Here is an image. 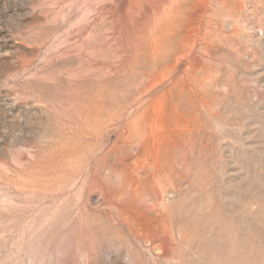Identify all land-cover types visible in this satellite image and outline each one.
Masks as SVG:
<instances>
[{"label":"rangeland","instance_id":"374dc122","mask_svg":"<svg viewBox=\"0 0 264 264\" xmlns=\"http://www.w3.org/2000/svg\"><path fill=\"white\" fill-rule=\"evenodd\" d=\"M0 264H264V0H0Z\"/></svg>","mask_w":264,"mask_h":264},{"label":"bare ground","instance_id":"6f19581e","mask_svg":"<svg viewBox=\"0 0 264 264\" xmlns=\"http://www.w3.org/2000/svg\"><path fill=\"white\" fill-rule=\"evenodd\" d=\"M208 1H209V0H208ZM234 1H236V0H234ZM182 2H183V1H182ZM222 2H223V1H222ZM222 2H221V3H222ZM242 2H243V1H242ZM244 3H245V1H244ZM173 5H174V4H173ZM226 5H227V4H226ZM163 6H164V4H163ZM168 6H169V5H168ZM168 6H166V7H168ZM184 7H185V6H184ZM227 7H228V5H227ZM242 7H243V6H242ZM179 9H180V8H179ZM166 10H167V9H166ZM175 10H176V9H175ZM183 10H184V9H183ZM183 10H182V11H183ZM178 11H179V10H178ZM176 12H177V11H176ZM179 12H180V11H179ZM175 14H176V13H175ZM177 14H178V13H177ZM181 15H182V14H181ZM178 16L180 17V15H178ZM182 16H183V15H182ZM257 18H258V17H257ZM260 18H261V17H260ZM261 19H262V18H261ZM174 20H175V19H174ZM262 21H263V20H262ZM169 23H170V22H169ZM178 24H180V23H178ZM182 27H183V26H182ZM198 28H199V27H198ZM204 28H205V27H204ZM179 29L181 30V27H180ZM179 29H178V30H179ZM183 30H184V29H183ZM195 30H196V29H195ZM198 30H199V29H198ZM200 30H201V29H200ZM173 31H174V30H173ZM194 32H195V31H194ZM170 35H171V34H170ZM195 35H196V34H195ZM182 36H183V35H182ZM167 37H168V36H167ZM195 37H196V36H195ZM179 38H181V37H179ZM179 38H178V39H179ZM199 38H200V36H199ZM164 39H165V37H164ZM152 40H153V39H152ZM180 40H181V39H180ZM195 40H196V39H195ZM156 41H157V40H156ZM159 41H160V39H159ZM177 41H178V40H177ZM178 42H179V41H178ZM193 44H194V43H193ZM150 45H151V44H150ZM152 47H153V46H152ZM199 47H200V46H199ZM201 47H202V46H201ZM177 49H178V46H177ZM197 50H198V49H197ZM144 111H145V110H144ZM134 114H135V113H134ZM142 115H143V114H142ZM154 122H155V121H154ZM152 123H153V122H152ZM155 123H156V122H155ZM142 125H143V124H142ZM145 125H146V124H145ZM134 127H135V126H134ZM134 129H135V128H134ZM127 130H128V129H127ZM131 130H133V129H131ZM146 130H147V129H146ZM136 133H137V132H136ZM124 134H125V133H124ZM137 134H138V133H137ZM153 135H154V134H153ZM146 137H147V136H146ZM137 140H138V139H137ZM145 140H146V139H145ZM145 140H144V141H145ZM134 141H135V140H134ZM138 141H139V140H138ZM138 141H137V142H138ZM140 141H141V140H140ZM158 141H159V140H158ZM131 143H132V142H131ZM142 143H143V142H142ZM154 143H155V142H154ZM156 144H157V143H156ZM136 145H137V144H136ZM152 146H153V145H152ZM127 149H128V148H127ZM141 149H142V148H141ZM126 151H128V150H126ZM154 151H155V149H154ZM159 151H160V150H159ZM139 152H140V151H139ZM155 152H156V151H155ZM153 153H154V152H153ZM154 154H155V153H154ZM154 154H153V155H154ZM131 155H132V154H131ZM139 155H140V154H138V156H139ZM157 155H158V154H157ZM138 156H137V157H138ZM153 157H154V156H153ZM154 158H155V157H154ZM157 158H158V156H157ZM133 159H135V158H133ZM152 159H153V158H152ZM131 161H132V160H131ZM153 161H154V160H153ZM135 162H136V161H135ZM135 162H133V163L135 164ZM133 163H132V164H133ZM153 163H154V162H153ZM146 165H150V164L148 163V164H146ZM151 166H153V165H151ZM151 166H149V167L151 168ZM154 166H156V165H154ZM138 167H139V166H138ZM143 168H144V167H143ZM150 168H149V169H150ZM154 168H155V167H154ZM141 170H142V168H141ZM144 170H145V169H144ZM151 170H152V169H151ZM139 171H140V170H139ZM139 171H137L138 175H139ZM149 171H150V170H149ZM149 171H147V172H149ZM137 173H136V174H137ZM141 174H142V173H141ZM153 174H154V173H153ZM142 175L144 176V174H142ZM154 176H155V175H154ZM154 176H153V178H154ZM140 180H141V179H140ZM144 180H145V179H144ZM144 180H143V181H144ZM139 182H140V181H139ZM140 183H141V182H140ZM140 183H139V184H140ZM131 185H132V184H131ZM132 186H133V185H132ZM134 186H135V185H134ZM132 189H134V188H132ZM158 193H159V192H158Z\"/></svg>","mask_w":264,"mask_h":264}]
</instances>
